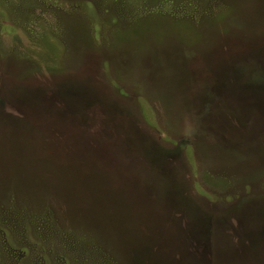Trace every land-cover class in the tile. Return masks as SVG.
I'll use <instances>...</instances> for the list:
<instances>
[{"label": "rangeland", "instance_id": "rangeland-1", "mask_svg": "<svg viewBox=\"0 0 264 264\" xmlns=\"http://www.w3.org/2000/svg\"><path fill=\"white\" fill-rule=\"evenodd\" d=\"M0 264H264V0H0Z\"/></svg>", "mask_w": 264, "mask_h": 264}, {"label": "trees", "instance_id": "trees-1", "mask_svg": "<svg viewBox=\"0 0 264 264\" xmlns=\"http://www.w3.org/2000/svg\"><path fill=\"white\" fill-rule=\"evenodd\" d=\"M257 80V77L253 78V81H256ZM22 98H25L27 101H33L34 102V99H31L30 97L32 96L31 94H29L27 91H24L23 93H18ZM25 100V101H26Z\"/></svg>", "mask_w": 264, "mask_h": 264}]
</instances>
